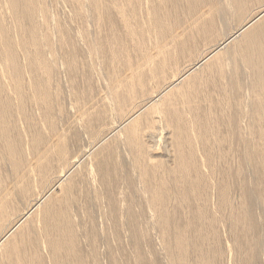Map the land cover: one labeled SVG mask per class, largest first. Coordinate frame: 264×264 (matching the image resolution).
<instances>
[{"label": "bare ground", "instance_id": "obj_1", "mask_svg": "<svg viewBox=\"0 0 264 264\" xmlns=\"http://www.w3.org/2000/svg\"><path fill=\"white\" fill-rule=\"evenodd\" d=\"M0 264H264V0H0Z\"/></svg>", "mask_w": 264, "mask_h": 264}]
</instances>
